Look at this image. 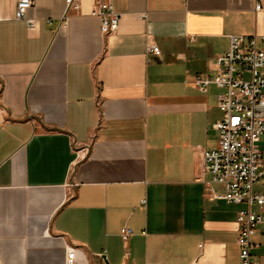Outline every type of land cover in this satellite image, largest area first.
<instances>
[{"label":"crops","instance_id":"1","mask_svg":"<svg viewBox=\"0 0 264 264\" xmlns=\"http://www.w3.org/2000/svg\"><path fill=\"white\" fill-rule=\"evenodd\" d=\"M99 1L119 14L111 33ZM77 3L33 0L29 30L0 0V264H65L69 247L88 264H242L245 203L202 170L221 89L195 77L231 34H264V0ZM251 254L264 264V223Z\"/></svg>","mask_w":264,"mask_h":264},{"label":"built area","instance_id":"2","mask_svg":"<svg viewBox=\"0 0 264 264\" xmlns=\"http://www.w3.org/2000/svg\"><path fill=\"white\" fill-rule=\"evenodd\" d=\"M33 0H16L15 18L25 20L29 30L38 28V19L27 16L26 10ZM67 8L77 7V0H66ZM256 10L264 13L261 4ZM92 14L101 18L104 33L118 27L119 14L108 1L95 4ZM51 22L50 19H47ZM227 51L216 57V71L212 75H196L195 84L206 89L211 83L220 87L217 104L223 116L215 123L219 131L218 144L202 151V170L213 182L223 186L215 196L232 202L245 203L237 215L239 257L242 264L252 261V235L264 223V194L253 190L254 184L264 182L263 152L257 141L264 133V34H231ZM148 52L159 54L157 44H148ZM210 182V181H206ZM259 206V211L253 205ZM127 239L133 229L121 228ZM102 253H99L101 255ZM65 264H88L79 261L75 247L67 249Z\"/></svg>","mask_w":264,"mask_h":264},{"label":"rangeland","instance_id":"3","mask_svg":"<svg viewBox=\"0 0 264 264\" xmlns=\"http://www.w3.org/2000/svg\"><path fill=\"white\" fill-rule=\"evenodd\" d=\"M261 141H262V143H261ZM261 141L259 142V144H260V146L262 147V146H264V135L263 136H261ZM263 150V149H262ZM264 151V150H263Z\"/></svg>","mask_w":264,"mask_h":264}]
</instances>
